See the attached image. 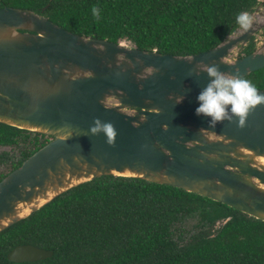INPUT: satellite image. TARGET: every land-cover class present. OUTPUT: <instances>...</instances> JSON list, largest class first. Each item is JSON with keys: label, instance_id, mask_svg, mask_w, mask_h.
Instances as JSON below:
<instances>
[{"label": "water", "instance_id": "1", "mask_svg": "<svg viewBox=\"0 0 264 264\" xmlns=\"http://www.w3.org/2000/svg\"><path fill=\"white\" fill-rule=\"evenodd\" d=\"M256 12L250 29L238 27L216 47L174 55L77 34L29 8L0 7V122L52 137L0 181V232L105 175L182 188L264 221V104L244 127L212 128L195 112L210 79L195 75L197 62L243 78L264 68V42L238 55L264 29V10ZM97 117L113 126V144L90 132ZM53 255L20 244L8 258Z\"/></svg>", "mask_w": 264, "mask_h": 264}, {"label": "trees", "instance_id": "2", "mask_svg": "<svg viewBox=\"0 0 264 264\" xmlns=\"http://www.w3.org/2000/svg\"><path fill=\"white\" fill-rule=\"evenodd\" d=\"M259 2L0 0V7L32 9L77 34L192 55L219 45L240 27L236 15L252 12ZM93 5L101 9L99 21L92 16ZM255 46L251 40L244 54ZM245 79L264 90V68ZM46 137L0 122V144L19 149V156L9 159V173L48 143ZM20 244L51 249L54 255L10 261L9 252ZM0 264H264V221L182 188L105 175L60 194L0 232Z\"/></svg>", "mask_w": 264, "mask_h": 264}, {"label": "clouds", "instance_id": "3", "mask_svg": "<svg viewBox=\"0 0 264 264\" xmlns=\"http://www.w3.org/2000/svg\"><path fill=\"white\" fill-rule=\"evenodd\" d=\"M259 1L260 4L262 0ZM263 10L264 8L260 12ZM256 11L259 9H254L250 13L246 11L238 13L236 24L245 30L250 29L253 25L251 14ZM91 12L97 21L101 19L99 6L93 5ZM203 72H206L210 79L196 97L198 106L195 112L198 116L208 117L210 127L214 128L224 121H235L238 127H244L249 112L264 104V92L259 91L250 80L235 73L221 71L215 63L197 62L195 75L199 76ZM184 99L185 96L176 97V102H182ZM89 130L93 135L104 133L107 143H114L116 133L111 123L103 122L97 117Z\"/></svg>", "mask_w": 264, "mask_h": 264}, {"label": "rangeland", "instance_id": "4", "mask_svg": "<svg viewBox=\"0 0 264 264\" xmlns=\"http://www.w3.org/2000/svg\"><path fill=\"white\" fill-rule=\"evenodd\" d=\"M251 16L253 17V14H251ZM256 42H258V44H260V45L263 44V42H264V33H258L256 35ZM126 43L129 44L130 46H134L130 42H126ZM243 53L244 52L239 53L238 55H240V54L242 55ZM46 139L50 141L52 138L50 139V136H47ZM2 152L8 153L10 160L13 157H18L19 156V149L16 146H11V145H9V146H3V145H1L0 146V154ZM10 160H9V162H7V161L0 162V173H8L10 171V169H11V162H10Z\"/></svg>", "mask_w": 264, "mask_h": 264}, {"label": "flooded vegetation", "instance_id": "5", "mask_svg": "<svg viewBox=\"0 0 264 264\" xmlns=\"http://www.w3.org/2000/svg\"><path fill=\"white\" fill-rule=\"evenodd\" d=\"M264 8V0H262L261 1V3L255 8V10L256 9H259V12H260V10H262ZM259 12H256V13H258L259 14ZM258 33H264V29H262L261 31H259ZM257 35V34H256ZM256 35H254V37L251 39V40H254L255 41V44H256V46H257V44H258V42H256ZM256 46H255V49H256ZM244 54V53H243ZM245 55V54H244ZM52 137H50V139H51ZM0 146H1V144H0ZM3 146H7V145H3ZM9 146V145H8ZM2 155H4V159H5V161H7V162H9V154L8 153H5V152H2L1 153ZM1 158V157H0ZM3 159V158H2ZM0 162H3V161H0ZM2 173H0V175H1ZM8 174H9V172H8ZM7 174V175H8ZM6 175V176H7Z\"/></svg>", "mask_w": 264, "mask_h": 264}, {"label": "bare ground", "instance_id": "6", "mask_svg": "<svg viewBox=\"0 0 264 264\" xmlns=\"http://www.w3.org/2000/svg\"><path fill=\"white\" fill-rule=\"evenodd\" d=\"M260 160H262V162H264V159H260Z\"/></svg>", "mask_w": 264, "mask_h": 264}]
</instances>
